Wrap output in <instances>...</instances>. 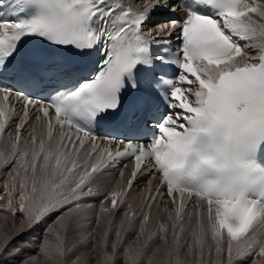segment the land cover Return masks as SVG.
<instances>
[{
    "label": "snow or ice",
    "instance_id": "obj_1",
    "mask_svg": "<svg viewBox=\"0 0 264 264\" xmlns=\"http://www.w3.org/2000/svg\"><path fill=\"white\" fill-rule=\"evenodd\" d=\"M0 13V213L19 217L0 216V264H264V2L0 0ZM124 159L126 184L102 189ZM140 176L158 186L137 211ZM53 214L34 254L15 244Z\"/></svg>",
    "mask_w": 264,
    "mask_h": 264
},
{
    "label": "bare ground",
    "instance_id": "obj_2",
    "mask_svg": "<svg viewBox=\"0 0 264 264\" xmlns=\"http://www.w3.org/2000/svg\"><path fill=\"white\" fill-rule=\"evenodd\" d=\"M128 2H134L135 0H125ZM257 2H264V0H257ZM261 23H264V21H260ZM250 55H255V54H250ZM21 135L23 136L24 139L28 138V130L27 129H23L21 130ZM131 164H129L128 167H119L116 170H109L107 172L104 173V175H102L99 180H98V184L101 186L102 189H111L113 187H115L117 184L124 186L126 184V181L128 179V177L130 176V169ZM11 169H0V197H3L4 199H6V193L4 191V186H5V182L8 180V171H10ZM123 171L124 172V177L121 178L119 176V171ZM151 179L152 180V184L151 186L153 188H155L156 186H158V180L155 178H150V177H144V176H140L137 178L136 183L133 185V190L128 194L127 198H126V202L128 205L131 206L132 209H135L137 211H139L141 208L144 207V201L147 199L146 194H145V190L147 189V187H149L147 181ZM164 189H161V192H163ZM155 194V193H154ZM3 203V199H0V204ZM91 203H93L94 205H99L100 201L99 199L92 201ZM169 205V200L166 196L163 197V199L161 200L160 197H157V204L153 206L152 209V216L155 219H162L165 217L166 213H165V208L168 207ZM125 209L122 207L120 211L114 213L115 219H114V223L113 226H120L123 218V211ZM145 211H147V209H144ZM96 211L98 212L99 209L97 207ZM0 216H8L7 213H0ZM13 218V217H12ZM104 217L101 216V220H103ZM48 222V221H47ZM45 227V226H44ZM103 227V224L101 225V228ZM41 228H34L30 231H28L26 234H24L23 236L26 238V242L29 243V246H33V247H38V243L40 244V242L42 241V239L45 237L44 232L38 234L37 230H39ZM115 229V227H114ZM99 231V230H98ZM126 241H125V246H127V243L131 242L135 237L132 235H128L126 237ZM15 244L17 245V243L15 242ZM21 245V244H19ZM23 247V246H22ZM28 251L29 253H32L34 251ZM93 257H97L95 255V253H92ZM213 259H215V256H213ZM95 264V261H94ZM116 264H123V260H122V254L120 255V257L118 256L117 258V262Z\"/></svg>",
    "mask_w": 264,
    "mask_h": 264
},
{
    "label": "rangeland",
    "instance_id": "obj_3",
    "mask_svg": "<svg viewBox=\"0 0 264 264\" xmlns=\"http://www.w3.org/2000/svg\"><path fill=\"white\" fill-rule=\"evenodd\" d=\"M19 217L17 216V217H13L12 218V216H10V217H8V221H9V224H8V227H9V229H11V226H12V224H11V222H12V220L13 219H18ZM55 218H56V214H53L52 216H50V217H48L39 227H36L37 229L38 228H41V229H39V230H37V233L38 234H40V233H42V232H44V234H45V229L47 228V226H49V225H52L53 224V221L55 220ZM48 221V222H47ZM103 221V220H102ZM45 226V227H44ZM114 227H115V229H117V228H119V226H113V229H114ZM102 229H103V227L101 228H98L96 231H97V238L99 239L100 238V234H101V231H102ZM114 229V230H115ZM99 230V231H98ZM26 234V233H25ZM128 236V235H127ZM126 236V237H127ZM125 237V241H126V238ZM115 239V236H114V234L113 235H111L110 236V241L111 240H114ZM16 243H17V245H19V244H21V245H19V246H23V248H25V249H27V250H29V251H34V252H32V253H29V254H34L35 253V250L37 249V247H33V246H29V243L28 242H26V238L24 237V236H22L21 238H19L17 241H16ZM38 245H39V243H38ZM109 252H111V248H109ZM95 253V255L96 256H99L100 255V250L99 249H97V251L96 252H94ZM120 255L121 254H118V256L120 257Z\"/></svg>",
    "mask_w": 264,
    "mask_h": 264
}]
</instances>
